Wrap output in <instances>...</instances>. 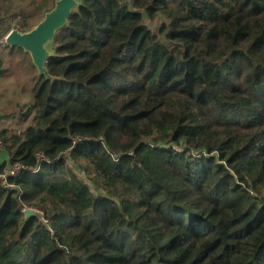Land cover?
<instances>
[{
	"label": "trees",
	"instance_id": "trees-1",
	"mask_svg": "<svg viewBox=\"0 0 264 264\" xmlns=\"http://www.w3.org/2000/svg\"><path fill=\"white\" fill-rule=\"evenodd\" d=\"M56 1L0 0V39ZM49 49L0 132V175L30 168L0 182V264H264V0H81Z\"/></svg>",
	"mask_w": 264,
	"mask_h": 264
},
{
	"label": "rangeland",
	"instance_id": "rangeland-1",
	"mask_svg": "<svg viewBox=\"0 0 264 264\" xmlns=\"http://www.w3.org/2000/svg\"><path fill=\"white\" fill-rule=\"evenodd\" d=\"M148 24L156 30L160 21L148 22ZM15 25L13 24L12 30H15ZM9 48L1 49L7 73L5 77L0 78V132L6 129L10 134H15L25 130L28 126V120L24 121L22 115L33 102V88L39 73L37 68L33 67L32 58L28 53L23 49L11 48V50ZM67 162L69 170L90 185L86 177L75 170L69 160Z\"/></svg>",
	"mask_w": 264,
	"mask_h": 264
},
{
	"label": "water",
	"instance_id": "water-1",
	"mask_svg": "<svg viewBox=\"0 0 264 264\" xmlns=\"http://www.w3.org/2000/svg\"><path fill=\"white\" fill-rule=\"evenodd\" d=\"M81 7V0H58L51 12L30 32L22 33L12 30L5 37L7 45L11 48L23 49L28 53L37 68L39 76H45L54 81L56 78L50 76L46 62L53 54L49 46L54 42L56 33L63 28L75 9ZM27 218L35 217L44 221L43 214L27 209L24 211Z\"/></svg>",
	"mask_w": 264,
	"mask_h": 264
},
{
	"label": "built area",
	"instance_id": "built-area-1",
	"mask_svg": "<svg viewBox=\"0 0 264 264\" xmlns=\"http://www.w3.org/2000/svg\"><path fill=\"white\" fill-rule=\"evenodd\" d=\"M5 47H8V45L5 41V38H3L0 40V52L1 49ZM4 155H5V143L0 140V166L6 161L3 159ZM39 159L40 161L45 160L44 156L42 155L39 156ZM24 170L28 171L30 170V168L20 163L15 165H7L3 168V173L0 175V182H2V184L8 189H15V186H13V184H10L9 180L14 177H17ZM38 171L39 169H34L31 172L37 173ZM79 172L85 176V174L82 171Z\"/></svg>",
	"mask_w": 264,
	"mask_h": 264
},
{
	"label": "crops",
	"instance_id": "crops-1",
	"mask_svg": "<svg viewBox=\"0 0 264 264\" xmlns=\"http://www.w3.org/2000/svg\"><path fill=\"white\" fill-rule=\"evenodd\" d=\"M3 159H4V160H6V159H7L6 153H5L4 157H3Z\"/></svg>",
	"mask_w": 264,
	"mask_h": 264
}]
</instances>
